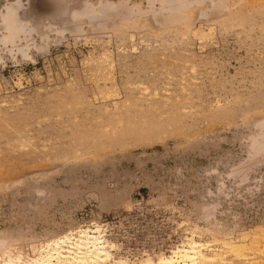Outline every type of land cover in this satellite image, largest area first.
Instances as JSON below:
<instances>
[{
    "label": "rangeland",
    "instance_id": "1",
    "mask_svg": "<svg viewBox=\"0 0 264 264\" xmlns=\"http://www.w3.org/2000/svg\"><path fill=\"white\" fill-rule=\"evenodd\" d=\"M109 1L144 14L70 23ZM8 3L32 30L23 51L0 40V257L88 230L115 264L188 238L216 257L202 264H264V0L197 4L178 26L146 0H0L1 36ZM107 51L113 80L92 61Z\"/></svg>",
    "mask_w": 264,
    "mask_h": 264
},
{
    "label": "bare ground",
    "instance_id": "2",
    "mask_svg": "<svg viewBox=\"0 0 264 264\" xmlns=\"http://www.w3.org/2000/svg\"><path fill=\"white\" fill-rule=\"evenodd\" d=\"M146 1L149 7L152 9L153 12L152 16L157 22L159 20V21H163L164 23H167L170 26H178L184 22L185 12L188 9H190V7L197 4L200 5L204 3H210L211 6L208 7L209 8L208 10L219 12L220 10L226 8V4L228 0H216V1L214 0H146ZM17 3L16 4L8 3L5 10L2 13L1 31H3V35L2 36L0 35L1 36L0 40L1 43L5 46H13L14 48H18L19 51H23L25 48L29 49L30 47L29 46L30 41L27 40L28 42L26 41V43H24L23 37L28 39V37L31 35L32 29L31 27H28L29 24L26 23L27 20L24 21L23 18L21 17V13H20L21 6ZM156 7L157 8L159 7V9L155 10ZM139 13L141 12L138 13L134 12L133 8L127 6V4H117V3L114 4V3H110V1L102 2L99 4L85 2L79 9H73L70 12V16H71L70 18L73 21L70 23H73L77 31H79L82 28V26H84V24H91V25L96 24L97 26H99V28L103 26L108 27L109 25H107V22L113 23L118 21H124L127 23L132 21L135 15ZM161 14L164 15L162 19L159 18ZM57 30H62V29H57ZM41 37L45 38V35L42 34ZM20 42L22 43L20 44ZM92 61H94V68L98 74L103 75V77L105 76L110 77L109 79L113 80L114 78L113 74L116 67L115 65L116 63L110 51L105 52L97 60L93 59ZM262 128H264V125ZM256 151L257 152L264 151V142L258 144ZM96 234H97L96 232L92 233L89 232L88 230H80V231L72 232L70 236L67 235L65 238H60L58 240L49 243V245L45 247L44 246L41 247L40 251H45V253H43L42 256L40 255L41 258L39 259V261L29 262V261L17 260V262H13V261H7L6 258H3L1 256L0 264H115L116 262L115 244L112 246L111 245L106 246L107 243L102 241V239L99 237L100 236L99 233H98L99 236H96ZM253 247L250 246V244L248 245L244 244L243 246V248L248 250L249 249L254 250ZM236 248H238V246ZM233 249L234 248L232 247V250ZM208 250L209 247L206 244L188 238V240L184 242L183 247H177L172 253H170L169 256H165L162 254H159L157 256H152L150 254H147L142 264H202L204 260L213 263L214 262L213 259L216 257L209 256ZM252 263L253 262L249 260V264Z\"/></svg>",
    "mask_w": 264,
    "mask_h": 264
}]
</instances>
